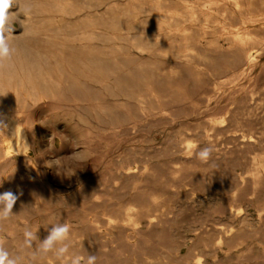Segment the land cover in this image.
<instances>
[{"label": "rangeland", "instance_id": "374dc122", "mask_svg": "<svg viewBox=\"0 0 264 264\" xmlns=\"http://www.w3.org/2000/svg\"><path fill=\"white\" fill-rule=\"evenodd\" d=\"M24 1L0 0V32L18 46L49 45L66 62L52 69L51 87L31 68L35 94L15 110L0 100V193L18 195L0 219L10 255L20 264L76 255L86 264L89 254L96 264H264V171L252 173L264 154V51L224 85L232 70L219 71L218 54L187 61L148 46L141 26L116 27L117 0ZM13 122L29 141L23 156L11 151ZM55 224L70 227L66 258L37 250ZM26 230L37 237L31 248Z\"/></svg>", "mask_w": 264, "mask_h": 264}, {"label": "bare ground", "instance_id": "6f19581e", "mask_svg": "<svg viewBox=\"0 0 264 264\" xmlns=\"http://www.w3.org/2000/svg\"><path fill=\"white\" fill-rule=\"evenodd\" d=\"M146 5L147 7H143L135 2L131 8L124 7L117 0L113 11L116 27L122 28L126 21L131 23L132 29L141 26L146 31L148 46L179 49L187 61L197 59L212 62L214 54H218L225 60L219 71L222 73L232 70L230 76L223 79V84L236 81L263 56L264 36L261 32L264 31V0H149ZM142 13L150 15L147 23L138 21ZM129 34L128 32L127 35ZM9 43L15 52L10 59L0 61V100L15 110L20 96L31 98L35 94L31 68H36L39 78L50 86L57 83L52 69L61 73L66 59L59 50L36 40L24 39L21 46ZM9 132L18 138L11 145V151L23 156L29 148L25 130L17 122H13ZM254 164L252 173L257 179L260 171H264V154L254 158ZM132 210V207L127 209L128 218L131 216L129 211Z\"/></svg>", "mask_w": 264, "mask_h": 264}, {"label": "clouds", "instance_id": "9594fccd", "mask_svg": "<svg viewBox=\"0 0 264 264\" xmlns=\"http://www.w3.org/2000/svg\"><path fill=\"white\" fill-rule=\"evenodd\" d=\"M3 5L0 4V22L3 21ZM15 49L9 43L7 37L0 32V61L8 60L14 54ZM0 128H6L3 117H0ZM212 149L210 147L203 148L199 151L198 158L206 160ZM18 199V195L11 190L0 193V219H8L13 214V207ZM70 227L68 224H55L49 230L47 237L39 243L37 250L39 252L47 254L50 251H54V254L58 257H65L68 252L69 243H66L69 239ZM25 240L24 246L31 248L32 241L37 237L35 233L30 230L24 232ZM0 238V264H20V257L10 255L9 251L4 247ZM57 245H60L57 248ZM66 258V257H65ZM71 260V264H81L82 258L79 255L66 258ZM96 255H88L86 264H96Z\"/></svg>", "mask_w": 264, "mask_h": 264}]
</instances>
